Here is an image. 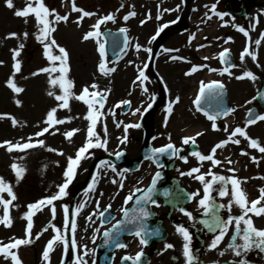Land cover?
<instances>
[{
	"label": "rangeland",
	"instance_id": "rangeland-1",
	"mask_svg": "<svg viewBox=\"0 0 264 264\" xmlns=\"http://www.w3.org/2000/svg\"><path fill=\"white\" fill-rule=\"evenodd\" d=\"M211 1L218 0H75L77 7L96 13V15L92 17H85L78 25L75 21L79 19V14L74 13L71 10L73 0H45V4L50 10L55 9L59 15L69 16L68 22L54 23L52 25L57 29L56 32L52 33V37L56 40L59 46L65 48L69 53L68 65L70 71L67 74V79L74 82L75 86L72 89V92L79 95L85 86L95 83L98 85V91L104 94L110 93L111 100L109 106L107 109L103 110V123H98L99 126L96 129L101 140L108 139L109 136H112L117 142V144H112V147L115 149L116 146H123L128 150L129 156L133 157L137 152H135V150L140 148L139 145L137 146V138L140 137L141 134L145 135L147 132L146 130L151 131L152 136L155 137V139H153V144L157 145L164 142L167 139L166 136L180 139L185 137V134L188 132L197 129V127L204 126L205 123H202V121H200L201 119L196 120L197 116H195L196 114L192 108L191 101H184V95H182L180 89L177 88H175L177 90H175L173 94L177 95L176 97H180V103H173V105L176 104L175 107H177V112L171 120V122L175 124L170 122L168 126H165V122L163 121V111L169 106L170 102L176 100V97L172 96L167 103L165 91L173 90V84H181L186 78L183 71L188 69L191 65L200 66L199 62L207 65V68L209 66L219 68L217 75L220 76L223 72L224 74L221 76L225 77L226 72H224L219 64L216 63V57L218 56L220 49L224 47L221 39H219V43H216V36H214L216 31L222 33L219 36L224 37V35H227L231 38V49L239 58L238 64L229 72L225 81H228V85H231L229 90L231 101L241 108L235 112L234 120L236 123H241L243 112L251 104L255 103V88L259 80L262 79V76L259 77L258 74L260 73L261 75V73L264 72V67H260L259 65L260 59L259 62L255 61L254 64L250 56H248L249 59L246 57L244 62L241 63L240 54L243 51V35L239 33L238 35L236 34L235 24H240L244 20L249 22L247 24L250 25L253 22L254 13H262L257 11V9L260 6H263L264 3H254L255 0H219L220 8H223L225 5L229 8L234 7L236 9H241L243 7L241 5L243 4L247 6L249 5L248 7L246 6L247 11L245 14L247 16H245L244 19L235 20L228 15L225 19L227 28L214 30L215 32L213 34L210 33V30H207V33L199 37L204 30L203 28L205 27L207 16H211V8H205L204 6L206 2ZM13 4L14 8L9 9L6 6V0H0V116L5 117L0 119V143L5 141L24 143L27 142L28 137H33L32 142L35 143L37 140H43L45 142V147H36L26 150L25 152L14 151L12 153L7 152L6 148H0V177H3L5 182L12 187L13 192L17 197V199L12 201L8 206V213L9 218L12 220V226L5 227L0 224V242H3V244L12 242L13 238H27V221L22 219L28 210L27 206L58 193V186L65 182L64 173L68 166V157H73L77 150L85 144L87 139L86 126L88 125V121L84 119L88 111L87 106L81 101L70 99V110L58 109L56 118L65 119L66 121L68 118H71V121L57 125L54 129H50V132H56L55 135L46 133L43 137H36L35 134L41 131L42 128L46 127L44 121L47 118V113L52 108L58 107L59 102L55 100L54 96H49L48 92L52 91L56 95L62 94L58 86L53 87L49 83L50 78H58L60 73H43L40 72V70L46 67H58L59 61L53 63L44 55V45L36 39L38 28L35 18L29 16L28 23L26 24L23 18L15 16V10H21L26 7V0H13ZM33 6L35 5L33 4ZM164 9L178 10L165 12ZM130 11H135L137 15L134 19L125 21L123 17ZM110 13L115 15V22L108 21L105 24H102L100 30L106 27L112 29L126 28L128 29L130 40L132 39V36L134 40H137L140 35L144 40L151 33L153 34L157 32L156 30L164 24H168L169 27L161 33L162 36L157 37L160 38V40L159 42L157 40L155 45L156 47L159 46L172 49L180 47L178 52H171L175 55H183L186 60L183 59L184 63H180V60L171 61L173 54H166L161 50L158 54L159 58L157 65L159 63L163 64V66L173 64L176 66L174 71L176 73L169 80L164 81L162 80L161 75H159L160 71L156 72L154 68L151 69L149 66L147 69L143 68L145 74L148 76V80L146 81V87L141 88L140 82L134 83V77L138 73V68L142 69L143 64L149 63L148 58L150 53L146 51L137 52L135 47H131L129 60L130 62H133V65L129 66L131 69L129 68L128 73L124 75V85L122 87L118 85V87L115 88L112 85L113 79L116 80L118 75L123 74L125 71L123 68L129 65L127 63L128 56L122 65L120 64L121 66L112 77L111 75H102L99 72L98 67L101 62L97 50L98 43L95 39L87 41L83 40L84 34L89 30H92V25L96 23L97 19ZM149 14L151 15V19H148ZM158 15L161 17L159 20L156 18ZM200 16L201 19L198 20ZM50 19L54 20V17H50ZM145 20L147 22L141 24V21ZM211 20L210 22L213 23L215 18L212 17ZM173 21L176 22L172 23ZM25 32L28 33L26 38L24 36ZM11 33H16V37L9 38V34ZM188 34L197 37L191 45L192 47L193 45H198L200 47L201 45H206V48L203 49V47H201L202 50L197 51L189 46L186 41ZM251 35L253 38L252 48H254V31L251 32ZM20 44L24 45L23 49H20ZM14 50H19L21 52V55L17 57L16 60H13ZM252 51L256 53V50L253 49ZM206 52H211V54L209 53L208 55ZM261 53H264V48ZM51 54L59 55V52L56 48H53L51 49ZM210 55L215 57H210ZM203 56L208 57V59L201 61V57ZM162 60L165 61L162 62ZM17 61L21 64V71L14 75L15 69L13 66ZM245 61H248L247 63L250 64L252 63V67L260 69V72L253 71L254 69L247 65ZM262 61L264 62V57ZM257 64L259 67H257ZM245 71L253 72L258 79L253 82L247 78L242 80L236 78L243 75ZM37 72H40V74L33 75V73ZM156 77L161 79L163 82L162 85L161 83H158ZM200 77H202V72L201 74L195 75L191 80H198ZM10 78L14 80L18 87L24 89L22 93L16 94L7 87V81ZM195 87L196 83L192 88L194 89ZM144 88H147V92L143 91ZM106 90H110V92ZM129 93H131V95ZM153 96L155 97L154 101L151 99ZM122 100L131 101L129 113L125 114L123 110L124 106H121L120 108H115V117H109V109H113L114 106ZM17 101H19V105L17 104ZM249 101H251V103H249ZM150 103L152 104L149 108ZM137 108H140L141 111L136 115H133L132 113ZM142 115L144 116L142 117ZM8 116L13 117L18 121V124L15 127L12 125L11 120L7 118ZM182 117L188 118V121L185 122V119L183 121ZM145 118L148 120L147 124L142 121V119ZM177 120L181 121L178 128L176 127V124L178 123ZM113 122L122 123L121 126L115 130L113 129ZM136 123H139L141 127L138 129H129L128 142L121 144L120 137L124 136L123 126L125 124ZM104 124L107 126L106 137L104 135ZM73 129L82 130L84 134L79 135V132H76V134L69 140L65 137L64 133L72 131ZM249 130L252 132L254 131L256 134L263 136L261 138H264V122H261L257 127L250 128ZM77 136L81 137L76 141ZM216 136L217 133L207 130L206 137L204 138L210 137L212 138L211 140H215L217 139ZM221 136H223V134ZM47 148H52L56 151L50 152ZM58 152H63L64 155H59L57 154ZM106 152L107 151H104L103 149H91L89 151L87 154L89 158L81 162L78 174L66 190L68 194L62 200L54 202L56 207L55 218L52 216L50 207L37 212L33 216L31 236L33 242L29 245H23L19 249L12 250L18 254L22 264H48L44 262L41 257L43 256V251L45 250L48 241L57 235L56 229H60V234L64 235L69 240L70 236L68 231L70 228L65 229L64 227V206H67L70 212V205L72 204L75 213L78 205L87 201L83 211L72 217V219H75L76 221V230H80L82 226L87 225L86 219L91 215L90 211L96 209L94 200L95 196H97V193L101 196L97 191H95L96 193L92 192L86 195L88 184L91 182L88 178L92 172L95 163L94 160L105 155ZM13 163H16L18 166L23 167L26 170L23 178L19 181L11 169V164ZM148 166L149 165L143 168L146 169ZM84 170L87 171L89 175L85 176L86 172L84 173ZM97 176H99L98 173ZM123 184L124 187L120 191L117 188H115V192L113 190L114 195L119 197L118 199H116L115 196L114 199L112 198L114 209L120 207L123 198L122 196L126 192V188H129L130 186V183L126 181L123 182ZM0 198L11 200V197H9L6 192L0 193ZM101 198L103 199V202L109 199H104L103 196H101ZM3 216L4 206L0 204V219H2ZM93 220L95 221V219ZM45 225L51 228L50 231L46 233L43 229ZM93 233L94 231L87 233V237L89 238ZM37 235H39V239H36ZM83 236L84 235L81 237V241L86 239L85 243H87L88 239L83 238ZM94 236L96 237V233ZM76 243L78 246L76 254L72 256L69 251L70 257L66 256L67 258L65 257L66 252L64 251V248H61L63 245H55V250L50 252L53 262L61 264L66 259V264H74L73 262L76 256L80 255L82 251L80 249V242H78L77 239ZM129 244L133 245L134 248L129 251L125 250V253H133L135 249L142 248L136 237L129 239ZM167 244L174 245L172 238L159 245L158 251L154 254L150 264L165 263L164 260H167L166 257L164 258L166 255L165 253L167 252L168 254H171L175 251L174 247L166 249ZM89 257L93 258V255H89ZM90 263H93V260ZM0 264H11V260H5L3 256L0 255Z\"/></svg>",
	"mask_w": 264,
	"mask_h": 264
},
{
	"label": "snow or ice",
	"instance_id": "snow-or-ice-1",
	"mask_svg": "<svg viewBox=\"0 0 264 264\" xmlns=\"http://www.w3.org/2000/svg\"><path fill=\"white\" fill-rule=\"evenodd\" d=\"M33 4L35 6H33ZM6 6L9 9L14 8L13 0H6ZM123 7V5H122ZM72 12L79 14V19L75 21L78 25L85 17H92L96 15V13L89 12L86 10H83L80 7H77L75 4V0H73L72 4ZM178 9H164L165 12L168 11H176ZM212 11L215 15H218L221 19H223V15L221 13L215 12V6H213ZM16 17L23 18L25 23H28V17L33 16L35 18L37 28H38V34L36 35V39L44 45V55L53 63L56 61H59L58 67H52V68H43L40 70V72L43 73H54L58 72L60 73V76L58 78H50L49 83L56 87L58 86L61 93L59 95L54 94L52 91L48 92L49 96H54L55 100L58 101V107L52 108L47 113V118L44 121V124L46 127L42 128L41 131L37 132L35 135L36 137H43L46 133H49L51 135H55V131H51L50 129L56 128L57 125L65 124L66 122H70L71 118H68L66 121L65 119H58L56 118V113L58 109H69L70 110V99H75L77 101L83 102L87 106V114L85 115L84 119L89 121V127L87 129V142L80 147L77 152L75 153V157H68V166L64 173L65 176V182L58 186V193L54 194L50 198L41 199L37 201L36 203L29 204L27 206V212L22 217V219L27 221V227H26V237L24 239H15L13 238L12 242L3 244V242H0V255L3 256L5 260H11V264H22V261L18 254L12 250L19 249L23 245H29L33 241L31 239L32 236V228H33V216L40 211H43L44 207H50V211L52 213L53 218H55L56 215V207L54 202L58 200H62L68 193L67 189L69 188V185L72 183V181L75 179L77 174V168L80 167L81 162L83 160H87L89 156L87 155L91 149H103L104 151H107V139L101 140L100 136L96 132V127L98 123H103L102 118L104 117L103 109L105 107V103L107 101V95L104 93H101L98 91V85L93 83L91 85L85 86L81 93L79 95H76L74 92H72V89L74 88V82L67 79V74L70 71L68 60H69V53L66 51L65 48L59 46L56 42V40L52 37V33L56 32V28L52 25L54 23L58 24L60 22H68L69 16L68 15H59L55 9H49V7L46 6L45 0H26V7H24L21 10H15L14 12ZM137 13L135 11H130L127 15L123 17L125 21H128L130 18L135 17ZM207 15V14H206ZM50 17H54V20H51ZM158 20L161 18L159 15L156 17ZM148 19H151V15L149 14ZM207 19L211 20V16H207ZM108 21L115 22V15L114 14H108L106 16H103L101 18H98L96 23L92 25L93 31L87 32L83 36V40L87 41L90 39H95L96 42L99 45V54L102 58L100 64H99V72L102 75H108L110 72H115V68H107L105 65V62L103 58L105 57V45L104 43H101L99 40V37H101L102 33L100 31L101 25L105 24ZM147 21H141V24L146 23ZM176 21H173L172 23H175ZM168 24H164L162 27L158 29L156 34L151 37L150 43L152 41H155L157 37L160 36L161 33L164 32L166 28H168ZM128 29L121 28V33H127ZM238 31L243 33L246 37H248L249 33L246 31L243 27L238 28ZM16 33L9 34V38H15ZM28 33L25 32L24 36L27 37ZM194 35L190 37L189 43L192 39H194ZM231 38L226 40L225 42H229ZM261 40H264V34L261 35V39H258L255 41V44L259 46L261 44ZM124 50H126L130 44L129 38L127 35H124ZM206 45H201V47H205ZM20 49H23L24 45L20 44ZM56 48L59 52V55H53L51 54V49ZM136 51L139 52L141 50V46L139 44L135 45ZM146 52H151V49H144ZM166 52L171 51H179L178 49H165ZM21 55V52L19 50H14L13 54V60H16L17 57ZM250 56L251 59L255 62L257 60V55L254 51H250L249 47H245L244 50L240 54V60L241 63L244 62L245 57ZM230 57V51L228 49H225L224 51L219 53V60L221 63L228 64L229 67L224 69V72H228L229 68L236 67L235 64L230 63L229 61ZM184 58L179 56H172V60H183ZM205 60L208 59V57H204ZM188 62V61H185ZM14 75L15 73H19L21 71V64L19 61H17L14 64ZM201 67H207V65L202 66H193L190 71L186 72V76H191L193 73L200 70ZM257 67L259 65L257 64ZM144 69L148 68V64L145 63L143 66ZM212 71H216V69H211ZM40 72L33 73V75H39ZM224 73L222 72L221 75ZM237 79H249L253 82H255L258 77L251 71H245L243 75L236 77ZM137 80L140 82L141 85H143L144 81L148 80V76L145 74V71L143 69L138 68V76ZM136 83V81H134ZM7 87L12 90V92L19 94L24 91L23 88L18 87L14 80L10 78L7 81ZM223 88V85L218 82H213L211 84L205 85L203 82H201L200 86V96L197 97L195 103L197 105V111H201V97L205 94L207 91L209 94H215L218 90H221ZM110 92V90H106ZM144 92H147V88L143 89ZM131 95V93H129ZM222 94V93H221ZM261 99H264V95H261ZM151 99L154 101L155 97H151ZM254 99H256L254 97ZM173 103H179V97H176V100L174 102H170L168 108L166 109V112L171 115L173 111ZM251 103V101H249ZM17 104L19 105V101H17ZM121 106H131L130 100H122L119 103H117L113 109H109V114H111L113 117H115V108H120ZM151 107V104H149V108ZM141 111L140 108H137L132 114L136 115ZM234 108H223L221 107L219 111H216L215 114H209L207 111L204 112V115L208 118V120L212 121V129L214 131H220L221 129L217 127V124L215 121L220 116H227L234 112ZM5 118L4 116H0V119ZM8 119L11 120L12 125L15 127L18 124V121L8 116ZM167 120L168 118L165 117V126H167ZM258 121H264V115H257L253 111L248 112V119L246 122V127L250 125L256 124ZM122 122H117L116 126L119 128L121 126ZM141 125L139 123L136 124H125L123 126L124 130V136L122 139H120L121 144H125L128 142V131L129 129L133 128H140ZM246 127H236L234 130H232L226 139L216 143L211 149L208 154H203L200 151H192L190 155L192 157H195L201 164L203 162L207 161L210 162L214 167L220 166L223 162L216 158L217 150L218 149H224L229 144L233 145H240L241 140L237 137H242L245 141L248 142V147L252 149L258 150L260 153L264 154V146L261 145V143L257 139L251 138L246 131ZM58 131V129H57ZM79 129H73L72 131L64 133L65 137L67 139H71L76 132H78ZM223 131L228 133L229 129L227 126L223 128ZM104 135L107 136V126L104 124ZM204 135L203 132H199L196 134V136H188L183 138L182 143L184 145H196L197 137ZM155 139V137H153ZM171 139V137H169ZM33 137H28L27 142L24 143H13L11 141H5L3 143H0V148H6L7 152L12 153L14 151L19 152H25L26 150L33 149L36 147H45V142L43 140H37L35 143L32 142ZM48 151H56L52 148H47ZM181 149H177L172 143H168L165 147H161L159 149L153 150V156L160 154H169L172 156H177V158L182 159L185 163L188 162L187 157L179 156ZM59 155H64L63 152H58ZM111 155V154H110ZM116 158L119 159L121 156L124 155L123 152H116L115 153ZM241 155H248L247 152H241ZM153 156H148L146 159H152ZM254 162H256L255 157L252 158ZM227 163L231 164L232 161L230 159H227ZM163 165H161L162 167ZM110 168L113 173H117V168L111 164L110 161L107 160H101L99 165H97V172L101 170V168ZM11 169L16 175L17 180L23 178L25 169L23 167L18 166L16 163L11 164ZM229 171H233L232 169H229ZM128 172V169H124L123 172L117 173L118 175L123 176L124 173ZM201 172L200 167H193L189 172L187 173H181L182 175H187L190 177H194V179L200 181L204 185V192L203 197L198 201V205L200 208L204 210L205 216H210L209 220L201 221L202 224L211 232L216 233L214 236V239L211 241V244L209 246L210 250H216L221 242L224 240L225 236L228 234L229 230H233V236L232 241L228 243L227 247L230 249L234 256L239 258L238 260L229 261V264H248L246 256L249 252L255 250H259L261 252H264V229H258L254 225L253 216L255 217H261L264 216V188L259 189L260 195L256 200L249 201L247 198L246 193L240 188V184L242 181L231 178V177H224L219 175H214L211 170L207 173V175L212 176L211 182H208L205 180L204 174H199ZM161 173L158 171L155 173V177L152 180L151 187L147 188V190L136 188L134 192H132L130 195H128L125 198L124 204L128 205L129 202H132L134 197H136L137 193H141L139 197H136L134 203L137 207H133L131 209V212L127 207H122L121 211L123 213L122 220H118L111 229H108L103 232L104 236V242L107 244L109 241H111L115 236L120 235L121 228L126 224H133L136 225V228L131 231V234L139 237V243L141 245H146L148 238H150L153 233L149 232L146 228V225L144 224V221H146L149 216L151 215L149 209L145 207L149 202L155 203L152 200V194L154 192L155 186L157 181L161 179ZM260 179H264V177H260ZM99 183L97 175L92 176L91 182L88 184V188L86 191V195L88 193H92L96 191L97 184ZM113 184H117L118 181L113 180ZM219 183L221 187L218 189L219 195L221 197L230 196V201L227 205H216L211 203L210 200V194L211 190H213V185ZM231 184L232 190L231 193L228 192L226 185ZM119 187L123 189L124 184L122 181L119 182ZM7 193L9 197H11V200H4L0 198V204L4 206V216L2 219H0V224L4 225L5 227H11L12 226V220L9 218L8 213V206L12 203V201L16 200L17 197L13 192L12 187L5 182L3 177H0V193ZM100 195H103V193H100ZM199 193H193L189 197V199H194L196 196H198ZM87 201H85L83 204L78 205L76 212L74 215H78L83 208L85 207V204ZM236 206L240 210L239 215H232V208L233 206ZM111 209V204H109L106 208L103 210L100 209V202L96 201V211H94L91 215L87 217V220L91 223H95L93 220V217L99 214L100 218L105 217V214L109 212ZM221 209H226L228 212V216L225 219L222 217L219 213ZM64 215H65V229H69L72 235L70 244L69 240L62 234H60V229H56L57 235H55L51 240L48 241L45 250L43 251V260L45 262H50V252H53L54 246L57 244H62L64 251L67 253L69 252V247L72 252H75L77 249V243L75 240V232H76V221L75 219H72L69 221V209L67 206H64L63 208ZM181 211L184 212V215L188 216L189 219L192 218L191 213L184 211L181 209ZM251 213V215H250ZM112 220H115V217H111ZM106 221L104 219H101V227L104 226ZM48 229L45 228L44 231H47ZM95 231L99 233L100 229L96 228ZM177 232L180 233L183 237V240L185 241L183 245V254L187 259V264H194V256L192 255V250L190 248L192 237L189 234L188 230L184 227H178ZM42 234V233H41ZM36 239H39V235L36 236ZM93 243H95V237L93 238ZM116 246L119 248H126V245L123 243H120L117 241ZM87 246H85L86 248ZM174 246L172 244H167L166 249L173 248ZM84 256L88 255V252L85 251ZM221 256H224L225 253L223 251L220 252ZM143 256V253H137L136 256L129 257L125 256L123 257V260L128 261L131 260L132 264H140L141 257ZM74 264H87V261H85L81 256L77 255L74 261Z\"/></svg>",
	"mask_w": 264,
	"mask_h": 264
},
{
	"label": "flooded vegetation",
	"instance_id": "flooded-vegetation-1",
	"mask_svg": "<svg viewBox=\"0 0 264 264\" xmlns=\"http://www.w3.org/2000/svg\"><path fill=\"white\" fill-rule=\"evenodd\" d=\"M256 177H252V180L249 181V185L254 184L255 180L259 179V172H260V166H257V170H256ZM243 175V174H242ZM183 184L185 186H188L192 191H195L194 193H199L198 196H196L192 202H190L189 204H187L183 210L187 211L189 213H191L192 218L189 219L188 216L184 215V212L181 211V209L177 210V213L174 217V221L175 222H179L182 226H186L187 229H189L190 233L192 234V236L196 239H198L199 241H202V243L207 242L210 239H214V236L216 235V233L211 234L208 233L205 228L200 224V216L201 213H203V209L199 207L198 205V201L203 197V192L204 191H199L197 189L200 188L202 186V183L196 179H194V177H190L187 175H182L181 177ZM242 184L244 185V182L242 181ZM221 187V185L219 183H216L213 185V190H211V194H210V200L211 203L216 204V205H227L230 201V196H225V197H221L219 195V191L218 189ZM227 190L229 192V187L230 185L227 184L226 185ZM231 193V192H229ZM222 216L226 219L228 216V212L226 211V209H221L220 210ZM232 215L236 216L240 214V210L238 207H236L235 205L232 208ZM227 236L231 239L229 242L232 241V236H233V230L230 229Z\"/></svg>",
	"mask_w": 264,
	"mask_h": 264
},
{
	"label": "bare ground",
	"instance_id": "bare-ground-1",
	"mask_svg": "<svg viewBox=\"0 0 264 264\" xmlns=\"http://www.w3.org/2000/svg\"><path fill=\"white\" fill-rule=\"evenodd\" d=\"M128 65V64H127ZM162 66V67H161ZM158 67V66H157ZM129 68L131 69V67H129V66H126V67H124L123 69H125V71L123 72V74H121V75H118L117 76V79L115 80V79H113V82H112V85L115 87V88H117V86L119 85V84H122V86L124 85V82H125V80H124V75L125 74H127L128 73V71H129ZM158 70H161L164 74H165V76H166V78H167V80H169L176 72H174L175 71V69H176V66L175 65H173V64H169V65H167V66H163V64H161L160 65V67H158L157 68ZM174 85L175 84H173V86H172V88H173V91L175 90V88H179L180 89V91L183 93V95H187V92H188V90H190L191 89V87H192V81L191 82H189L188 80H186V82H182L181 84H176L175 85V87H174ZM190 85H191V87H190ZM184 99V101H188L187 100V97L186 98H183ZM79 133V135H81V134H84L83 133V131L82 130H79L78 131ZM81 136H77V139H76V141L80 138ZM90 163H91V161H90ZM87 169V168H86ZM85 169V170H86ZM84 170V173L86 172L87 173V171H85ZM86 256H82V258L84 259Z\"/></svg>",
	"mask_w": 264,
	"mask_h": 264
}]
</instances>
